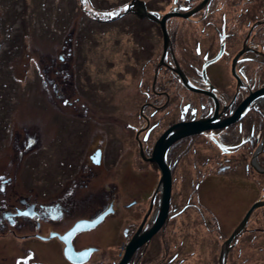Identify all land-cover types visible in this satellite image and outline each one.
Masks as SVG:
<instances>
[{
  "label": "flooded vegetation",
  "instance_id": "1",
  "mask_svg": "<svg viewBox=\"0 0 264 264\" xmlns=\"http://www.w3.org/2000/svg\"><path fill=\"white\" fill-rule=\"evenodd\" d=\"M151 1L129 0L112 17L140 21L126 24L131 44L121 49L126 59L112 85L120 90L117 138L92 137L58 180L45 175L40 183L25 156L31 140L7 134L0 151V264H117L159 209L156 140L175 123L209 117L230 120L168 146L167 216L126 264H145L155 253L156 264H168L166 256L172 261L202 245L222 254L223 264H264V204L225 242L250 206L264 201V92L251 96L264 87V0H166L164 9L156 8L164 0ZM172 11L165 42L157 19ZM72 88L54 91L76 113L88 109L83 90ZM174 173H187L195 199H174Z\"/></svg>",
  "mask_w": 264,
  "mask_h": 264
},
{
  "label": "rangeland",
  "instance_id": "2",
  "mask_svg": "<svg viewBox=\"0 0 264 264\" xmlns=\"http://www.w3.org/2000/svg\"><path fill=\"white\" fill-rule=\"evenodd\" d=\"M128 1L0 0V151L8 143L7 134L19 135L20 143L31 140L25 156L33 164L36 182L46 176L58 180L92 137L115 135L120 90L112 86L117 84L114 75L131 44L126 24L140 21L112 17L122 14ZM165 6L166 0L156 8ZM135 81L133 77V85ZM54 86L82 89L88 109L76 113L74 106L62 104ZM173 176L175 200L182 204L197 197L187 173ZM169 256L168 264H219V254L203 245L194 254L178 253L172 261ZM159 258L151 254L145 264H156Z\"/></svg>",
  "mask_w": 264,
  "mask_h": 264
},
{
  "label": "water",
  "instance_id": "3",
  "mask_svg": "<svg viewBox=\"0 0 264 264\" xmlns=\"http://www.w3.org/2000/svg\"><path fill=\"white\" fill-rule=\"evenodd\" d=\"M174 14L175 12L173 11L167 12L164 15H162V17L159 20L157 19V21L160 22L163 28L165 42H166V36H167L166 30H165V20L167 19V17L174 15ZM187 14L188 13L184 15H187ZM154 19L156 20V17H154ZM184 83H186V81H184ZM187 85L189 86V84ZM261 92H264V87L252 93L251 96H254ZM248 101H249V97L245 99L241 108L244 107ZM212 119L213 117H209V118H203V119H198L194 121H182V122L175 123L174 125L167 128L160 135V137L156 140L154 144V148H153L152 159L157 162L158 166L161 169V177H160L161 196H160V201H159V209H158L157 215L154 218V221L151 227H149L148 229H145L144 231L140 233L139 232L140 226H139L137 232L131 237V239L125 245L124 252L117 264H126L129 261L134 250L140 244H142L143 242L149 239V237L160 227V225L163 223V221L165 220L167 216V211L169 207V198H170V192H171V172L165 161V152L168 146L171 143H173L175 140L183 136H187L193 133H198L207 128L224 125L228 120H230L229 118L228 120L226 119L218 123H211ZM261 204H264V201L254 202L250 206V208L247 210L242 220L239 222V224L235 227L231 235L225 241L226 243H228L230 239L243 227L252 209ZM221 256L222 254L219 256V263L223 264L221 260Z\"/></svg>",
  "mask_w": 264,
  "mask_h": 264
}]
</instances>
